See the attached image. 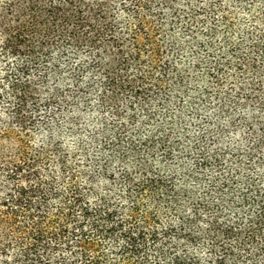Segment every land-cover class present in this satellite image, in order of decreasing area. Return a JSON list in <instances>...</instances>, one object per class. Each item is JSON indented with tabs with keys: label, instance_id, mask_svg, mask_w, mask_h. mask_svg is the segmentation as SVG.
Here are the masks:
<instances>
[{
	"label": "trees",
	"instance_id": "1",
	"mask_svg": "<svg viewBox=\"0 0 264 264\" xmlns=\"http://www.w3.org/2000/svg\"><path fill=\"white\" fill-rule=\"evenodd\" d=\"M228 1L0 0V264H263L264 12L234 41Z\"/></svg>",
	"mask_w": 264,
	"mask_h": 264
},
{
	"label": "rangeland",
	"instance_id": "2",
	"mask_svg": "<svg viewBox=\"0 0 264 264\" xmlns=\"http://www.w3.org/2000/svg\"><path fill=\"white\" fill-rule=\"evenodd\" d=\"M229 1L226 2L227 5L229 6V9H232L231 11L235 12L230 17L231 18V23H234L235 24V28H236L235 33L231 32V33H229V35H230V37H232V39L234 41H238L239 37H241L238 33H242L244 31V28H246V26L250 25L249 24L250 16L248 14H245L246 10L244 11V13H240V12H243V10L242 11L240 10L241 8L239 6V3L236 4L235 1L234 2L232 0H229ZM247 1H249V0H247ZM255 1L256 2L253 3L254 5L252 6V8H253V10L255 9V7L258 8V10H257V11H259L258 12L259 13L258 16L262 17L263 14H261L260 12H264V0H255ZM261 2H263V3H261ZM260 10H262V11H260ZM263 264H264V261H263Z\"/></svg>",
	"mask_w": 264,
	"mask_h": 264
}]
</instances>
